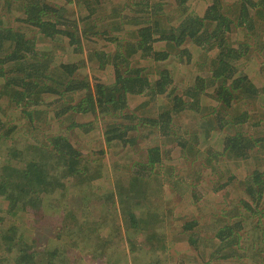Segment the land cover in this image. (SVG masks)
<instances>
[{"label":"trees","instance_id":"16d2710c","mask_svg":"<svg viewBox=\"0 0 264 264\" xmlns=\"http://www.w3.org/2000/svg\"><path fill=\"white\" fill-rule=\"evenodd\" d=\"M60 1L64 4L24 0L19 9L21 16L15 19V24H19L17 27L0 16V149L4 148L6 141L10 143V149L13 144L11 134L17 117L12 112L21 111L23 122L19 127L25 121L33 122L36 118L41 121V116L47 117L53 108L56 120L68 113L121 119V123L108 124L105 130V139L109 144L116 141L126 143L124 137L129 135V130L139 129L140 125L174 140L175 117L193 113L195 118L200 117L197 139L202 136L210 146L205 147L207 157L203 164L216 163L217 156L248 160L253 150L264 149V138L256 139L245 133V125L252 121L250 112H233L234 106L240 103L264 102V87H257L242 68L252 59L253 50L248 43L264 28V0H175L174 13L168 19L162 12L164 4L159 0H130L131 5L121 4L120 12L111 22L112 18L98 15L100 7L92 5L99 0H81L88 15L79 18L76 14L83 10H77L75 0ZM158 1L160 3H154ZM200 1H207L203 16L192 9V5ZM69 4L75 5L76 11L70 12L67 9ZM136 7L140 8L139 11ZM24 30L36 35L30 38ZM234 31H242L239 34H244L245 41L242 37L232 41ZM102 35L107 37L104 40L108 44L106 48L84 50L85 39ZM59 37L67 41L70 49L77 46L74 52L88 55L87 60L76 63L65 58L55 66L52 51L46 50V47L42 50L38 40L54 41ZM68 54L65 52L63 56ZM172 56L175 57L173 64L177 70L186 63L187 67L194 65L196 73L205 69L207 76L195 75L192 84L180 86L176 83L174 71L169 68L162 69L155 78H151L144 74L148 67L139 66L142 62L150 66L166 62ZM203 56L209 60L198 64L197 70V61ZM89 64L95 72L92 78L89 75L79 76L80 69ZM52 67H57L58 73ZM107 69L112 71V79L106 77L104 72ZM179 88H183L181 93H178ZM144 96L160 106L161 112L156 118L129 112V102ZM68 98L70 102L61 105ZM44 120L46 122L47 119ZM125 120L130 124L124 125ZM263 122L261 119L251 124L260 126ZM137 140L136 136L133 142ZM180 144L185 151L187 144ZM41 145L40 148L33 146L36 157L30 161L20 159L15 149L6 150V159L0 165V198L12 217L19 212L36 216L44 194L51 192L59 183V173L68 181L82 178L88 172L82 154L66 136L46 135ZM193 150L198 158L201 150L194 147ZM148 153L149 161L143 166L160 168L163 165L162 148L152 147ZM212 153H216V157ZM51 161L54 162L52 168ZM171 172L166 174L170 182L173 181ZM141 175L145 178L144 174ZM132 179L141 183L144 181L139 175H134ZM176 181L181 183L179 177ZM245 185L250 201L260 204L264 198V171L255 170ZM237 212L235 210L233 215L222 217L224 220H235V224L231 222L215 228L221 244L233 236V229L238 228ZM130 216L135 219L132 213ZM2 222L0 218V251L2 254L15 253V257L9 260L5 254L7 258L0 259V263L9 260L15 264H33L36 251L26 246L25 233L16 227H5ZM65 225L69 228V223ZM189 225L192 224H183V232L191 230ZM55 234L61 236L53 230V236ZM261 236L264 237V232ZM35 238L39 242L38 234ZM51 256L56 262L60 254L52 252Z\"/></svg>","mask_w":264,"mask_h":264},{"label":"rangeland","instance_id":"374dc122","mask_svg":"<svg viewBox=\"0 0 264 264\" xmlns=\"http://www.w3.org/2000/svg\"><path fill=\"white\" fill-rule=\"evenodd\" d=\"M40 1L64 4L60 0ZM159 1L164 4L162 12L168 19L174 13L176 2ZM159 1L154 3H160ZM23 2L24 0H0V16L11 26L17 27L19 24H15V19L21 16L19 9ZM75 2L77 10H83L79 15L76 14V18L88 15L82 7L83 1ZM127 3L131 5L130 0H99L92 5L100 7L98 15L112 18L111 22L115 21L121 4L124 6ZM206 6L207 1H200L192 5V9L203 16ZM67 9L70 12L76 11V6L69 4ZM139 9L136 7V10ZM239 33L242 31H234L232 41H238L241 37L245 41L244 34ZM26 34L30 38L36 35L29 31ZM58 39L38 40L42 50L46 47V50L52 51L55 66L65 58L76 63L82 59L87 60L88 55L73 51L77 46L70 49L63 37ZM104 40L107 37L103 35L85 39L84 50H102L108 46ZM248 44L253 50L252 59L245 63L243 71L251 76L257 87L263 88L264 28ZM172 51L175 53L174 49ZM65 52L69 54L63 56ZM196 60L197 58L194 63ZM207 60L209 58L204 56L198 59L196 69H199L198 64ZM173 61L174 56L166 62L152 66L142 62L139 66L148 67L144 74L151 78H155L162 69L169 68L174 71L176 83L180 86L192 84L195 75L207 76L205 69L196 73L194 65L185 66L186 60L185 65L177 70ZM52 68L58 73L57 67ZM111 72L110 69L104 72L108 79H112ZM94 73L89 64L80 69L79 76L89 75L92 78ZM182 89L179 88L178 93ZM69 102V98L65 99L61 105ZM260 102L254 100L247 104H237L233 112H250L251 123L264 120V102ZM129 107L130 113L142 117L156 118L161 112L158 103L148 96L132 99ZM53 110L54 108L49 111L47 117L42 115L41 121L38 118L33 122L25 121L19 127L23 122L20 119L21 111L12 112L17 118L13 122L15 128L11 134V138H14L11 149L19 152L20 159L30 161L36 157L33 146L42 147L41 143L45 141L46 135L66 136L82 154L84 167L88 172L82 178L68 181L57 172L59 183L51 192L43 195L41 209L36 216L19 212L12 217L0 198L2 224L5 227H16L25 233L26 246L36 251L33 264H264V237L261 236L264 232V198L260 204H254L245 191V184L251 174L257 169L264 171V149L253 150L248 160L217 156L216 163L203 164L207 157L205 147L210 146L202 136L197 139L200 117L195 118L193 113H182L175 117L174 140L140 125L139 129L129 130V135L124 137L126 143L116 141L109 144L105 139V130L108 124L121 123V119L68 113L56 120ZM43 119H47L46 122ZM123 122L124 125L130 124L126 120ZM251 123L245 125V133L256 139L264 138V122L260 126ZM136 136L138 140L133 142ZM5 143L4 148L0 149V165L6 159V150H11L10 143ZM180 143L187 144L185 151ZM156 146L164 151L163 165L153 169L143 166L149 161V149ZM192 146L201 150L198 158ZM212 155L216 157L217 154ZM50 164L52 168L54 162L51 161ZM170 171L172 182L166 175ZM134 175H139L144 181H132ZM177 177L181 181L179 184L175 182ZM235 210L241 216L236 218L239 221L238 228L233 229V236L221 244L216 237V229L226 223L235 224V220L222 218L233 215ZM130 213L135 219L131 218ZM134 220L136 225L133 224ZM65 223H69V228ZM185 223L192 224L189 225L191 230L183 232L182 226ZM53 230H57L61 236H53ZM36 234L40 237L39 242L35 238ZM54 248H57L56 251H53ZM52 252L60 254L56 262L51 256ZM5 254L0 251V259L7 258ZM6 255L9 260L15 257V253ZM9 260L0 264H15Z\"/></svg>","mask_w":264,"mask_h":264},{"label":"crops","instance_id":"0c3cea01","mask_svg":"<svg viewBox=\"0 0 264 264\" xmlns=\"http://www.w3.org/2000/svg\"><path fill=\"white\" fill-rule=\"evenodd\" d=\"M158 64V63H157Z\"/></svg>","mask_w":264,"mask_h":264}]
</instances>
